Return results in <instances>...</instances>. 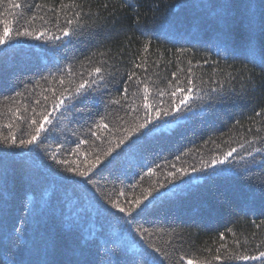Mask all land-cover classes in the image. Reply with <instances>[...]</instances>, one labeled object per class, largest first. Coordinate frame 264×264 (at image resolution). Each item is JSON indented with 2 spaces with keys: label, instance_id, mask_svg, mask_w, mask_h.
Returning a JSON list of instances; mask_svg holds the SVG:
<instances>
[{
  "label": "trees",
  "instance_id": "obj_1",
  "mask_svg": "<svg viewBox=\"0 0 264 264\" xmlns=\"http://www.w3.org/2000/svg\"><path fill=\"white\" fill-rule=\"evenodd\" d=\"M2 2L0 19L18 17L53 39L0 46V264H264L236 258L264 251V151L255 152L264 149V0ZM67 19L78 24L64 37ZM94 66L106 70V86L69 101ZM133 71L162 117L184 94L172 97L176 88H193L191 111L155 121L104 159L145 115L142 84L127 80ZM125 86L123 107L111 104ZM64 89L66 106L51 111ZM44 111L51 124L21 146ZM105 116L108 129H97ZM233 147L225 164L192 171ZM97 156L87 179L59 163L86 171ZM181 168L190 175L172 179ZM148 189L131 216L112 206L134 207Z\"/></svg>",
  "mask_w": 264,
  "mask_h": 264
},
{
  "label": "snow or ice",
  "instance_id": "obj_2",
  "mask_svg": "<svg viewBox=\"0 0 264 264\" xmlns=\"http://www.w3.org/2000/svg\"><path fill=\"white\" fill-rule=\"evenodd\" d=\"M0 7H3V2L2 0H0ZM21 8V4L20 3H12V0H8V8ZM36 7H40V5H36ZM227 7V6H225ZM76 17L80 16V12L77 11L75 13ZM32 19H35V16H32ZM40 19H43V17H40ZM45 23H47V21H45ZM66 25L65 27L60 28V32L62 33V35L64 37H69L72 34V28L71 26L73 24H78V21L76 19H67L66 20ZM0 24L3 25V31L2 33H0V46L5 45L6 43L10 42L11 40L17 38V37H21V36H32L35 39H41V37H45L47 40H52L53 36L52 35H46L45 31H40V32H35L29 29V27L23 23L18 17L16 19H14L13 21H8V20H4V19H0ZM10 24L11 25H16V24H20V27H14L12 29H10ZM10 30L14 31V36L9 35ZM55 39H60V36H55ZM145 51H147V46H145ZM101 55H103V53H101ZM137 68H141L142 65L137 64L136 65ZM70 71V70H69ZM189 71H191L189 69ZM89 75L92 77L91 79H81L80 83L77 84L75 86V88L72 90V94L70 96H67L66 98L71 101L76 99L79 96H83L84 94H86L87 92H89V90H98L100 88H103L106 86L105 82V78H106V70L102 67V66H94L90 72ZM136 76V73L130 72L127 76V80L133 82L136 86H141L142 84V92H143V96H142V105L143 108L145 110V115L143 116V118H138V122L135 123L134 127L131 128H125L124 129V135H122L118 141H116L115 143H110L109 147L104 150L102 152V156L104 159H107L108 157L112 156V154L116 151L117 148H120V146L122 144H124V142L126 140H130L131 137L137 133H142L143 130L148 129L149 125L154 124L155 121L162 119L163 117H172L175 116L177 113H182V112H186V111H191V107H190V100L192 99V92H193V88L191 86L188 87L187 92H185V90L183 88H176L175 90H173L171 92V96L172 97H176L178 95V93H184L183 95H181L179 97L178 100L175 101L174 104H172L171 102L169 103V105L167 107H165L162 111H163V117L161 116V111L160 110H153L154 108V104L149 102V85L148 83L144 82L142 83V81L140 79H136L133 80V77ZM173 76H175V73H173ZM65 80L63 78L60 79V84H64ZM191 80H189V85H191ZM95 86V87H94ZM67 89H64L60 92V98L58 99H53L52 104V110L51 111H55L58 109H61L62 107H65V92H67ZM213 91H216V89H213ZM123 93L124 95H122L119 99H113L110 101L111 104L114 105H121V107H123V105L121 104V100H125L127 101L128 99V87L125 86L123 89ZM165 92L164 90H160V95H164ZM17 95H20L19 93H17ZM139 95V92H135L133 93V96H137ZM199 98V97H197ZM47 99V97L45 98ZM37 103H39V101H37ZM183 106V107H181ZM128 108L132 109L133 106L132 104H128ZM138 111V109H133ZM51 111H44L41 112L39 114V122L37 121V118L33 117L31 120V123L29 124V127H33V132L29 134V138L28 139H21L20 140V145L24 146V147H28L29 145H33L35 144L41 137V133L46 131L47 129L45 128V124H51V120L49 119V116L51 115ZM20 110L16 109L13 112V115L18 118V119H23L24 117L20 116L19 114ZM256 115H260V113H257ZM107 117H101L99 123L96 124V128L97 129H105L107 130L109 125L107 123H105V119ZM9 128L12 127L11 124L8 125ZM91 131V129H90ZM92 135L96 136L97 139H100V136H98L95 132H92ZM264 139V138H262ZM8 139L5 138L4 143H7ZM89 141L87 140H83L80 143H88ZM11 143L13 145L16 144V138L13 135L11 137ZM80 143L77 144V148H79ZM248 147H253L255 141H246L245 142ZM245 143H241L240 144V148L244 149L245 151H247V148H245ZM261 151H264V149H261L259 147L255 148V152L259 153ZM237 149L236 148H230L228 151H226L222 156H216L213 157V159L209 162V163H202V166L200 168H194L192 169V171L195 172H200L203 171L205 168L207 167H212L213 169L217 166V165H223L225 164L228 160L229 157H231L233 155V153H236ZM249 155H251L252 153L249 152ZM54 160L56 159L55 155H53L52 157ZM241 159H244L243 156L240 157ZM103 161L101 159V156H97L95 157V159L91 162V167H89L86 171L85 170H81L79 166H75L73 167L71 164H69L67 161L64 160H60L59 163L61 164H68L66 171L70 172V173H74L77 176L83 177V178H88L89 173L95 169L99 164H101ZM151 174V173H150ZM190 172L188 169H184L181 168L178 170V173L173 172L170 173V177L172 179H177V178H182L184 176H189ZM154 189H148L145 190L144 194H143V198L142 199H136L133 203H134V207H124L121 206L119 203L117 202H113L112 206L116 209L119 210V212L121 213H127L128 216H131L132 213L134 211H136L137 209L140 208V206L144 203V200H147L148 197L152 196ZM223 238V237H221ZM157 252L161 251V249L156 248L155 249ZM260 257H264V251H261L259 256H243V257H236L237 259H252V260H256L259 259ZM229 259H231L232 257H228ZM216 259H219V257L217 256ZM187 264H194V261L189 259L187 261Z\"/></svg>",
  "mask_w": 264,
  "mask_h": 264
}]
</instances>
